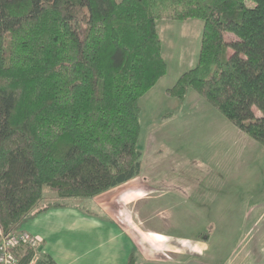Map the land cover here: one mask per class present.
<instances>
[{
  "label": "trees",
  "instance_id": "16d2710c",
  "mask_svg": "<svg viewBox=\"0 0 264 264\" xmlns=\"http://www.w3.org/2000/svg\"><path fill=\"white\" fill-rule=\"evenodd\" d=\"M263 8L264 0H0L4 234L64 204L41 206L47 188L61 200L89 198L141 174L140 100L168 71L158 20L204 21L197 64L167 94L183 100L195 90L264 145ZM13 251L20 264L35 256L27 244ZM34 264L56 263L42 254Z\"/></svg>",
  "mask_w": 264,
  "mask_h": 264
},
{
  "label": "crops",
  "instance_id": "0c3cea01",
  "mask_svg": "<svg viewBox=\"0 0 264 264\" xmlns=\"http://www.w3.org/2000/svg\"><path fill=\"white\" fill-rule=\"evenodd\" d=\"M160 167L142 164L139 176L67 199L16 230L39 236L38 256L56 264H128L133 254L134 264H264V201L251 197L235 213L229 199L237 177L217 171L215 178L188 179L178 172L165 180Z\"/></svg>",
  "mask_w": 264,
  "mask_h": 264
},
{
  "label": "rangeland",
  "instance_id": "374dc122",
  "mask_svg": "<svg viewBox=\"0 0 264 264\" xmlns=\"http://www.w3.org/2000/svg\"><path fill=\"white\" fill-rule=\"evenodd\" d=\"M248 6L259 8L253 1ZM170 25L174 28H169ZM157 27L163 38L168 71L140 100L142 163L147 167L161 165L158 174L165 180H172L178 172L188 179L210 178V174L215 178L217 171H222L225 177H237L231 185L229 199L235 213L244 211L251 197L252 202L264 201V145L243 132L195 90H190L183 100L166 92L180 75L197 64L204 21L161 19ZM255 112L260 115L256 107ZM221 161L225 165L217 164ZM221 197L220 193L214 209ZM50 201L66 200L47 188L41 206ZM29 219L31 216L19 226L25 227ZM226 250L225 247L220 253Z\"/></svg>",
  "mask_w": 264,
  "mask_h": 264
},
{
  "label": "built area",
  "instance_id": "2783aa9c",
  "mask_svg": "<svg viewBox=\"0 0 264 264\" xmlns=\"http://www.w3.org/2000/svg\"><path fill=\"white\" fill-rule=\"evenodd\" d=\"M41 241L39 236L23 230H14L6 235L0 226V264H20L13 249L21 244L34 248L35 256L30 263L34 264L39 255Z\"/></svg>",
  "mask_w": 264,
  "mask_h": 264
}]
</instances>
